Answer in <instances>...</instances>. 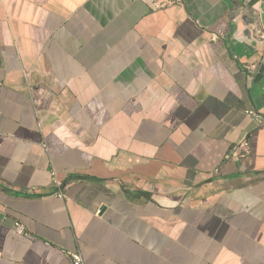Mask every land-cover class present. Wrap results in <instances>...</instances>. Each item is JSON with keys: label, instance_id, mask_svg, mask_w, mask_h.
<instances>
[{"label": "crops", "instance_id": "crops-1", "mask_svg": "<svg viewBox=\"0 0 264 264\" xmlns=\"http://www.w3.org/2000/svg\"><path fill=\"white\" fill-rule=\"evenodd\" d=\"M248 110L264 0H0V264H264Z\"/></svg>", "mask_w": 264, "mask_h": 264}, {"label": "built area", "instance_id": "built-area-1", "mask_svg": "<svg viewBox=\"0 0 264 264\" xmlns=\"http://www.w3.org/2000/svg\"><path fill=\"white\" fill-rule=\"evenodd\" d=\"M247 113L253 116L261 125H264V114H260L255 110H248ZM248 153H250V143L249 140L247 139L240 142V144L235 146L232 150V154L238 156H244ZM57 183H59L58 180ZM17 226L21 227V224L17 223ZM73 259H74V264H85L80 254H73Z\"/></svg>", "mask_w": 264, "mask_h": 264}]
</instances>
